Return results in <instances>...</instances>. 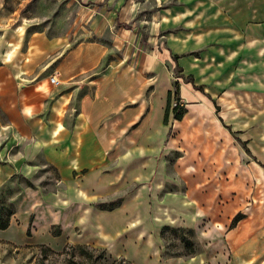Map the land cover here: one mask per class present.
I'll return each instance as SVG.
<instances>
[{"label": "rangeland", "instance_id": "1", "mask_svg": "<svg viewBox=\"0 0 264 264\" xmlns=\"http://www.w3.org/2000/svg\"><path fill=\"white\" fill-rule=\"evenodd\" d=\"M0 2V29L104 51L89 95L113 65L145 76L104 116L119 124L98 127L100 163L79 170L31 152L0 108V205L14 210L0 264H264V0ZM176 81L187 112L165 124Z\"/></svg>", "mask_w": 264, "mask_h": 264}, {"label": "crops", "instance_id": "2", "mask_svg": "<svg viewBox=\"0 0 264 264\" xmlns=\"http://www.w3.org/2000/svg\"><path fill=\"white\" fill-rule=\"evenodd\" d=\"M27 26L0 29V108L31 141L30 151H43L53 166L68 164L71 170H79L100 163L98 143L104 139L98 136V127L108 111L135 96L145 76L125 65H113L98 78L95 95H89L85 90L89 72L100 65L104 51L86 41L72 45L69 36L29 33ZM235 27L239 29L236 23ZM88 47L98 53L91 61ZM55 71L61 74L60 85L50 82ZM124 114L102 125H118ZM163 127L169 135L171 126L167 131ZM12 220L7 228H0V238H4L2 231L12 228Z\"/></svg>", "mask_w": 264, "mask_h": 264}, {"label": "trees", "instance_id": "3", "mask_svg": "<svg viewBox=\"0 0 264 264\" xmlns=\"http://www.w3.org/2000/svg\"><path fill=\"white\" fill-rule=\"evenodd\" d=\"M181 56L182 55L175 53V54H173V59L176 62H178V60ZM179 70L183 71V67L180 66ZM188 77H190L192 79L193 75L189 74ZM195 86H197L196 88H198V89H202V85H195ZM174 88H175V90L170 89V90H168V93H167V105H166V111H165V115H164V123L165 124L169 123V115H170L171 111L173 112L174 119H176V120H182L184 115L187 112V108L180 101L181 84L179 81H176L174 83ZM173 97H175L176 103L172 106V98ZM217 111H219L218 106H217ZM220 119L222 120V117H220ZM171 128H170L169 134L171 133V130H172ZM241 142H242L243 146L245 147L246 151L251 152L250 148L247 146V141L241 139ZM27 180H28L30 185H33L31 180H29V179H27ZM100 204L102 206L103 205L105 206L106 202H101ZM105 208L112 209L113 206L110 205V206L105 207ZM13 214H14L13 203L11 202L8 204V203H5L3 201V204L0 205V228L1 229H5L10 225L11 218H12ZM240 218H241V215L235 216L234 220L232 221V223L230 224L229 227H233ZM57 234H59V233H57ZM28 235H29V231H28ZM45 248L46 247H44L43 249L45 250Z\"/></svg>", "mask_w": 264, "mask_h": 264}, {"label": "built area", "instance_id": "4", "mask_svg": "<svg viewBox=\"0 0 264 264\" xmlns=\"http://www.w3.org/2000/svg\"><path fill=\"white\" fill-rule=\"evenodd\" d=\"M60 77H61L60 72H56L55 74H51L50 75V82L54 85H60L61 84V78Z\"/></svg>", "mask_w": 264, "mask_h": 264}]
</instances>
